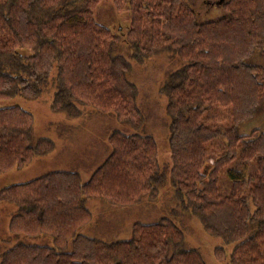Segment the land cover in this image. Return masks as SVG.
<instances>
[{
	"label": "trees",
	"instance_id": "obj_1",
	"mask_svg": "<svg viewBox=\"0 0 264 264\" xmlns=\"http://www.w3.org/2000/svg\"><path fill=\"white\" fill-rule=\"evenodd\" d=\"M84 1L76 8L68 0H0V99H34L53 87L55 112L72 114L79 102L137 123L129 62L112 52L122 35L94 20L102 0ZM184 1L114 0L129 12L131 56L146 58L148 44L184 62L162 86L171 116L169 174L153 137L113 132L111 152L86 181L56 170L1 188L0 199L18 206L15 232L55 242L17 244L2 264H205L180 245L181 230L171 222H135L131 238L114 242L80 232L92 218L90 198L128 206L168 182L185 211L235 243L229 264H264V130L241 131L264 115V0H226V14L202 22ZM32 127L20 106L0 108V174L49 152Z\"/></svg>",
	"mask_w": 264,
	"mask_h": 264
},
{
	"label": "rangeland",
	"instance_id": "obj_2",
	"mask_svg": "<svg viewBox=\"0 0 264 264\" xmlns=\"http://www.w3.org/2000/svg\"><path fill=\"white\" fill-rule=\"evenodd\" d=\"M68 1L69 4L73 2L76 8L85 2ZM225 1L185 0L184 3L196 11L198 20L202 22L215 20L226 14ZM93 14L98 23L124 37L122 39L121 36L118 41L113 42L112 52L123 55L129 62L126 77L137 90V123L119 119L115 111H102L94 105L79 102H75V112L72 114L55 112L51 108L55 92L53 87L34 99L22 95L0 99V108L20 106L27 111L33 118V137L36 140L45 139L49 146L46 155H36L23 167H15L0 174V189L14 183L28 182L56 170L77 171L86 181L111 152L109 140L113 132L150 135L159 147L160 167L167 172L171 167V116L167 112L168 97L162 92V86L168 74L179 69L184 62L176 52L161 49L157 52L148 44L146 46L150 52L146 58L136 60L131 56L125 39L131 26L129 12L120 11L114 0H102L93 10ZM217 116L221 118L223 114L218 113ZM253 127L264 130V115H258L255 120L244 123L241 131ZM174 193L175 188L168 182L154 193L143 194L137 202L128 206H121L103 198H90L86 206L91 211L92 218L80 232L106 242L128 240L132 236L135 222L153 224L163 220L174 223L181 230L180 245L187 250L197 251L205 264H229L226 256L230 254L235 243L225 244L222 237L207 231L198 216L185 211L176 202ZM17 214L18 206L15 203L0 199V264L6 251L17 244L55 247L53 238L48 234L27 235L15 232L16 228L13 226L12 229L11 224ZM220 247L223 250L220 251Z\"/></svg>",
	"mask_w": 264,
	"mask_h": 264
}]
</instances>
